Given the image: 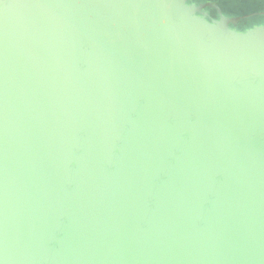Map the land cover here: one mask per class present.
I'll list each match as a JSON object with an SVG mask.
<instances>
[{"label": "water", "instance_id": "95a60500", "mask_svg": "<svg viewBox=\"0 0 264 264\" xmlns=\"http://www.w3.org/2000/svg\"><path fill=\"white\" fill-rule=\"evenodd\" d=\"M0 264H264V0H0Z\"/></svg>", "mask_w": 264, "mask_h": 264}]
</instances>
